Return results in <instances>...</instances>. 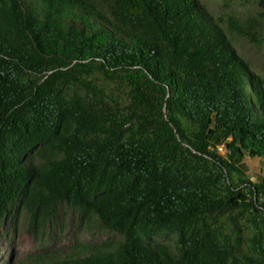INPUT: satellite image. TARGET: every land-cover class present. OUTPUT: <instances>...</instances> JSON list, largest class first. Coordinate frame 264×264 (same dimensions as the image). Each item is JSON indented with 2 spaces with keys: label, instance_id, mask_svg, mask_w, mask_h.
<instances>
[{
  "label": "trees",
  "instance_id": "trees-1",
  "mask_svg": "<svg viewBox=\"0 0 264 264\" xmlns=\"http://www.w3.org/2000/svg\"><path fill=\"white\" fill-rule=\"evenodd\" d=\"M228 16L0 0V231L14 203L36 226L67 204L123 238L50 264H264V166L234 180L264 165V74L233 41L264 47V0L248 25ZM160 230L178 253L145 241Z\"/></svg>",
  "mask_w": 264,
  "mask_h": 264
},
{
  "label": "rangeland",
  "instance_id": "rangeland-1",
  "mask_svg": "<svg viewBox=\"0 0 264 264\" xmlns=\"http://www.w3.org/2000/svg\"><path fill=\"white\" fill-rule=\"evenodd\" d=\"M200 1L213 15H222L224 20L235 11L238 20L245 25H248L250 16L258 8V0ZM225 26L230 27V23L225 22ZM233 37L242 56L256 71L264 74V47L259 48L240 35ZM221 152L225 153V150ZM245 162L248 166L246 174H235L234 180L255 182L264 165L258 158H246ZM122 238L119 233L105 228L98 216H88L80 210L71 209L67 204H60L54 218L36 226L33 225L30 212L20 202L14 203L0 231V264H50L54 259L47 261L49 256L63 258L73 251L88 254L92 249L112 248ZM144 239L166 244L174 253H178L176 232L160 230L150 239L146 236Z\"/></svg>",
  "mask_w": 264,
  "mask_h": 264
},
{
  "label": "built area",
  "instance_id": "built-area-1",
  "mask_svg": "<svg viewBox=\"0 0 264 264\" xmlns=\"http://www.w3.org/2000/svg\"><path fill=\"white\" fill-rule=\"evenodd\" d=\"M220 150H221V151H224V147H223V146H221V147H220Z\"/></svg>",
  "mask_w": 264,
  "mask_h": 264
}]
</instances>
